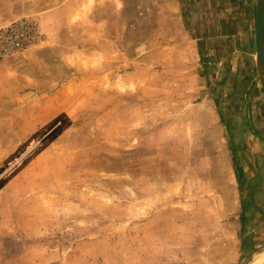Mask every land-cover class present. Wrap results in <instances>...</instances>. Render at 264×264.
Here are the masks:
<instances>
[{
    "label": "rangeland",
    "instance_id": "rangeland-1",
    "mask_svg": "<svg viewBox=\"0 0 264 264\" xmlns=\"http://www.w3.org/2000/svg\"><path fill=\"white\" fill-rule=\"evenodd\" d=\"M197 8L0 0V264L230 263L236 183Z\"/></svg>",
    "mask_w": 264,
    "mask_h": 264
},
{
    "label": "crops",
    "instance_id": "crops-1",
    "mask_svg": "<svg viewBox=\"0 0 264 264\" xmlns=\"http://www.w3.org/2000/svg\"><path fill=\"white\" fill-rule=\"evenodd\" d=\"M194 1L199 21L194 49L230 147L236 183L231 210L237 245L229 264H248L264 251V88L255 61L256 0ZM238 19L243 23L237 24ZM8 80L0 77V94Z\"/></svg>",
    "mask_w": 264,
    "mask_h": 264
},
{
    "label": "water",
    "instance_id": "water-1",
    "mask_svg": "<svg viewBox=\"0 0 264 264\" xmlns=\"http://www.w3.org/2000/svg\"><path fill=\"white\" fill-rule=\"evenodd\" d=\"M254 43L256 70L264 88V0H256Z\"/></svg>",
    "mask_w": 264,
    "mask_h": 264
},
{
    "label": "bare ground",
    "instance_id": "bare-ground-1",
    "mask_svg": "<svg viewBox=\"0 0 264 264\" xmlns=\"http://www.w3.org/2000/svg\"><path fill=\"white\" fill-rule=\"evenodd\" d=\"M251 264H264V251L258 254Z\"/></svg>",
    "mask_w": 264,
    "mask_h": 264
}]
</instances>
